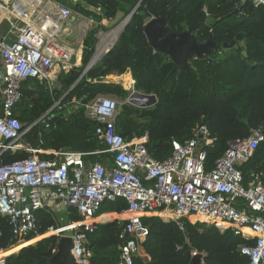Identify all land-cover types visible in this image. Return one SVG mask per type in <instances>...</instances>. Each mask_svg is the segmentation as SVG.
<instances>
[{
  "label": "trees",
  "instance_id": "1",
  "mask_svg": "<svg viewBox=\"0 0 264 264\" xmlns=\"http://www.w3.org/2000/svg\"><path fill=\"white\" fill-rule=\"evenodd\" d=\"M86 1L94 10L79 3L70 6L96 23L84 38L80 65L59 72L53 84L36 79L21 84L16 117L24 126L37 120L60 98L64 103H87L99 95L125 100L128 92L108 79L123 75V86L129 88L133 80L135 91L153 95L156 102L148 108L122 104L115 121L116 132L127 142L146 136L145 146L155 160L171 155L172 141L183 144L193 139L199 126H204L212 139V144L205 147L207 169L212 168L231 142L248 138L251 131L260 130L264 138V6H254L251 0ZM235 9L236 14L225 17ZM118 12L131 18L109 51L84 73L97 44L95 35L109 28L102 21L109 23ZM151 18H163L166 29L172 33L188 30L198 38L211 39L218 48L200 60L190 61L186 71L173 69V63L162 54L148 59L144 25ZM230 42L238 48H223L224 43ZM53 124L55 128L49 130L37 126L23 136V142L43 151L91 153L104 148L95 134L98 124L85 117L83 109L73 111L67 120L57 116ZM27 157L24 152L6 153L2 163ZM85 160L110 164L107 155ZM239 169L244 185L255 177L264 182V139ZM126 209L122 199L104 202L95 216L121 214ZM62 217L68 222L82 220L74 209L53 215L40 211L36 214V235L27 236L26 242H34L37 236L60 228ZM141 220L148 228L146 240L139 244L146 258L136 255L133 264H189L194 253L204 254L205 264H247L240 248L254 245V239L236 237L229 229L221 232L213 225L187 219H182L180 225L155 216ZM124 223L114 220L97 224L92 232L85 233L89 264H119L123 243L119 234ZM59 239L56 235L42 238L7 256L3 264H51L49 259L56 252ZM15 243L8 218L0 216V259L20 248H11Z\"/></svg>",
  "mask_w": 264,
  "mask_h": 264
},
{
  "label": "built area",
  "instance_id": "2",
  "mask_svg": "<svg viewBox=\"0 0 264 264\" xmlns=\"http://www.w3.org/2000/svg\"><path fill=\"white\" fill-rule=\"evenodd\" d=\"M20 1L0 0V12L21 22L11 29L13 39H0V216L8 218L16 240L11 248L32 241L26 242V238L36 235L38 212L53 215L59 210L74 209L81 221L68 222L67 226L47 233L56 236L69 233L65 236L72 238L71 254L75 262L89 264L85 233L95 229L93 221L104 202L122 199L127 209L121 213L125 223L119 234L123 241L119 264H133L141 248L139 244L148 236V228L141 220L147 214L179 225L182 219L190 222L193 216L222 221L234 236L254 239L253 246L240 248V254L248 259L247 264H264V182L255 177L244 185L239 169L263 141L262 132L253 130L248 138L231 142L212 168L207 169L205 147L212 144V139L204 126H199L193 139L183 144L172 141L171 155L155 160L145 146L146 136L127 142L116 132L119 104L111 96L99 95L87 103L78 100L64 103L60 98L37 120L24 126L16 117L22 97L21 84L28 79L51 83L55 70L68 72L74 66L66 51L53 40L58 27L32 24L27 7ZM51 1L64 22L77 16L65 4ZM67 2L71 6L81 3L94 10L86 0ZM251 2L254 6H264V0ZM50 13L44 17L46 22ZM126 91L128 97L136 93L133 80ZM77 109H83L85 117L98 124L95 134L104 146L102 150L43 151L23 142V136L32 129L55 128L53 120L57 116L67 120ZM19 152L27 153L28 157L2 163L4 154ZM39 155L49 159H41ZM98 155H107L110 164L85 160ZM210 225L218 229V224ZM64 227L68 230L64 231ZM5 258L0 259V264Z\"/></svg>",
  "mask_w": 264,
  "mask_h": 264
},
{
  "label": "water",
  "instance_id": "3",
  "mask_svg": "<svg viewBox=\"0 0 264 264\" xmlns=\"http://www.w3.org/2000/svg\"><path fill=\"white\" fill-rule=\"evenodd\" d=\"M83 1V0H78ZM90 5V2L87 1ZM237 9L233 10L225 17H229L237 13ZM131 15L123 16L121 12H118L115 18L108 23L109 28L114 29L119 28V34L116 38L118 39L122 30L128 23ZM144 35L148 42V52L147 57L150 59L153 54H162L167 56L173 63V69L187 70L188 64L192 60H200L204 56L214 52L218 45L211 39L198 38L191 34L190 31L186 30L181 33H172L168 31L165 27V20L163 18H151L144 25ZM85 36V35H84ZM239 38V34L236 36ZM114 45V44H113ZM111 45L105 53L113 46ZM235 45V42L224 43L223 48H231ZM97 46V44H96ZM236 49L237 46H234ZM96 50V47H95ZM96 51L94 52L95 55ZM104 53V54H105ZM103 54V55H104ZM94 55L91 57L84 73L89 70L93 65H95L102 56L97 60L93 61ZM118 84H122L121 80L117 81ZM127 104L137 108H148L151 107L155 102L156 98L153 95H144L136 91V93L129 96L127 99ZM184 229V227H182ZM54 234H45L42 238L49 237ZM73 247L72 238L69 236L61 235L56 252L49 259L51 264H77L71 254ZM189 264H205V256L202 253H195L192 255Z\"/></svg>",
  "mask_w": 264,
  "mask_h": 264
},
{
  "label": "crops",
  "instance_id": "4",
  "mask_svg": "<svg viewBox=\"0 0 264 264\" xmlns=\"http://www.w3.org/2000/svg\"><path fill=\"white\" fill-rule=\"evenodd\" d=\"M15 0H9V2H13ZM66 2V1H64ZM66 6L70 7L71 5L67 2L64 3ZM22 6H26L28 9V17L31 21L32 24H34L37 27H41L44 23L43 27H54L55 25L58 27L59 31L54 35L53 40L55 44L61 46L67 53V57H69V62L73 64L74 67H78L81 62V56H82V51L81 48L82 42L84 35L86 36L87 32L91 30L94 26H96V23L93 21V23H90L87 17H84L82 15H79L75 13L77 16L74 18V20L71 21H66L64 22L60 16L57 14V12L54 10L52 7V1L51 0H22L20 1ZM82 6V4L80 3ZM51 12L50 14V19L46 22L44 20V17L47 13ZM88 21V22H87ZM21 22L18 20L13 19L12 17L6 15L5 13L0 12V39L1 38H6V40H11L13 39V34L11 33V29H13V25H20ZM102 25L106 26L108 25L107 21H102ZM76 27V31L75 30ZM107 27V26H106ZM49 30V29H48ZM113 31V30H112ZM120 31V30H119ZM111 32V31H110ZM110 32L107 34H104L105 36L108 35ZM50 33V32H49ZM49 33H46V35H49ZM72 34H75L77 37L82 35V39L77 42H81L80 47L78 50H75L74 46L72 45L71 41V36ZM119 34V32H118ZM117 34V36H118ZM103 34H100L99 36V42ZM117 37L113 40V43L115 42ZM111 42H108L106 44V49L103 50L102 54L97 57V48H96V53L94 55L93 61H97L109 48ZM99 44V43H98ZM97 44V47H98ZM1 61H0V72H1ZM58 74V70H55L52 73V82L53 84L55 82V77ZM130 76V74H128ZM131 78V77H130ZM110 79V77H108ZM64 210H59L58 213L62 212ZM145 216H155V215H150L147 214ZM144 216V217H145ZM122 214H116V213H104L101 216H98L95 218L96 225L97 224H105L108 222H112L114 220H120ZM157 217V216H155ZM123 219V218H122ZM223 228L226 227L225 224H221ZM220 226V225H219ZM218 226V227H219ZM139 256L146 258V255L144 254L143 250L140 248Z\"/></svg>",
  "mask_w": 264,
  "mask_h": 264
},
{
  "label": "rangeland",
  "instance_id": "5",
  "mask_svg": "<svg viewBox=\"0 0 264 264\" xmlns=\"http://www.w3.org/2000/svg\"><path fill=\"white\" fill-rule=\"evenodd\" d=\"M53 1H56V2H60V3H62V1H66V0H53ZM89 20V19H88ZM88 22V21H87ZM106 26H108V25H106ZM114 28H115V26L113 27V28H107L108 30L106 31V32H103V31H99L96 35H95V38H96V40H97V44H98V39H99V35L100 34H107L108 32H110V31H112V30H114ZM74 31H76V27H75V30ZM84 38H85V36H84ZM84 38H83V40H81L82 39V35L81 36H76L75 34H72V36H71V43H72V45L74 46V48H75V50H78L79 49V47H80V44H81V42H82V46H83V41H84ZM77 40H81V42H77ZM96 47V46H95ZM83 48V47H82ZM82 48H81V51H82ZM97 48V47H96ZM96 50H94V52H95ZM94 55V54H93ZM123 76V75H122ZM122 76H112L110 79L111 80H113V81H115V82H117L119 79H121L122 78ZM131 77V76H130ZM131 79V78H130ZM132 80V79H131ZM122 87L125 89V90H127L128 88L127 87H125V86H123L122 85ZM112 97V96H111ZM117 102H118V104H119V108H120V106L122 105V104H125L126 103V99L125 100H119V99H117V98H115V97H113ZM128 105H130V104H128ZM63 218V220H61V221H63V224H62V226L61 227H63V226H67V223H68V221L66 220V219H64V217H62ZM122 218H124V217H121V219L120 220H123ZM190 220V219H189ZM94 223H96V221H93ZM190 222L191 223H195V222H202V221H193V220H190ZM202 223H205V224H208V225H210V223H207V222H202ZM217 227H218V225H217ZM226 229H228V225L225 227V228H223V226L222 225H220L219 227H218V230H220L221 232H223V231H225ZM49 233H51V232H49ZM69 233H64V235H68ZM48 237V236H47ZM34 239H36L34 242H28V243H23V244H20V248H18V250L17 251H15V252H8L4 257H7V256H10V255H12V254H15V253H17L20 249H22V248H24V247H26V246H28V245H30V244H34L35 242H37V241H39V240H41L42 239V236H39V237H36V238H34ZM19 245V244H18ZM11 251V250H10ZM3 257V258H4Z\"/></svg>",
  "mask_w": 264,
  "mask_h": 264
},
{
  "label": "bare ground",
  "instance_id": "6",
  "mask_svg": "<svg viewBox=\"0 0 264 264\" xmlns=\"http://www.w3.org/2000/svg\"><path fill=\"white\" fill-rule=\"evenodd\" d=\"M118 32H119V28H116V29H114L113 31H111L106 36L103 34V36L101 37L100 42L98 44V47H97V52H98L97 57H99L102 54L103 50L106 49L105 47H106V44L108 42H111L110 45H109V47L113 44V40L115 39V37H117ZM190 220H193V221L200 220L202 222L218 224V226L221 225V224H225L227 226V224L224 223V222H222V221H218V220H214V219H210V218L199 217V216L190 217ZM63 230L64 231H67L68 228L67 227L66 228L64 227ZM246 232H250V231L249 230H246ZM250 233L253 234L252 232H250Z\"/></svg>",
  "mask_w": 264,
  "mask_h": 264
},
{
  "label": "clouds",
  "instance_id": "7",
  "mask_svg": "<svg viewBox=\"0 0 264 264\" xmlns=\"http://www.w3.org/2000/svg\"><path fill=\"white\" fill-rule=\"evenodd\" d=\"M47 234V233H46Z\"/></svg>",
  "mask_w": 264,
  "mask_h": 264
}]
</instances>
